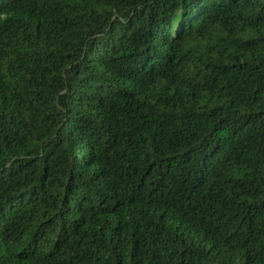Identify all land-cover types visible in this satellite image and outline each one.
I'll use <instances>...</instances> for the list:
<instances>
[{"label":"trees","instance_id":"obj_1","mask_svg":"<svg viewBox=\"0 0 264 264\" xmlns=\"http://www.w3.org/2000/svg\"><path fill=\"white\" fill-rule=\"evenodd\" d=\"M0 264H264V0H0Z\"/></svg>","mask_w":264,"mask_h":264}]
</instances>
